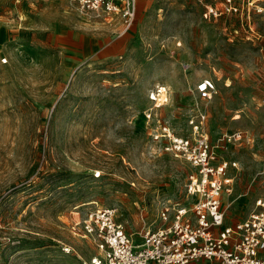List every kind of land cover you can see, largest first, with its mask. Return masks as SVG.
<instances>
[{
  "label": "rangeland",
  "instance_id": "rangeland-1",
  "mask_svg": "<svg viewBox=\"0 0 264 264\" xmlns=\"http://www.w3.org/2000/svg\"><path fill=\"white\" fill-rule=\"evenodd\" d=\"M203 78L216 88L199 102L210 139L248 136L223 153L239 164L223 197L235 221L264 197V10L206 19L195 0H138L123 33L68 0H1L0 264L89 263L96 248L71 226L97 206L136 236L161 225L191 167L154 152L143 111L164 85L157 114L186 132Z\"/></svg>",
  "mask_w": 264,
  "mask_h": 264
},
{
  "label": "built area",
  "instance_id": "built-area-1",
  "mask_svg": "<svg viewBox=\"0 0 264 264\" xmlns=\"http://www.w3.org/2000/svg\"><path fill=\"white\" fill-rule=\"evenodd\" d=\"M1 1V0H0ZM95 17L117 18L122 32L137 17L138 0H68ZM206 19L227 15L250 16L262 12L264 0H195ZM196 103L186 114L188 130L179 133L163 120L157 109L167 104L168 88L155 86L151 105L143 111L154 152L181 159L191 170L184 184L185 200L164 202L159 211L161 225L128 233L118 220L114 206H97L71 226V231L89 239L96 253L85 264H264V197H257L248 215L228 222L224 195L233 191L239 164L223 153L228 145L248 138L243 131L221 133L212 141L207 132V113L199 102L216 93L213 80L200 79L194 86ZM163 95V98L161 96ZM259 174L264 177V155ZM95 178L101 171L93 173ZM69 252V248H63Z\"/></svg>",
  "mask_w": 264,
  "mask_h": 264
},
{
  "label": "bare ground",
  "instance_id": "bare-ground-1",
  "mask_svg": "<svg viewBox=\"0 0 264 264\" xmlns=\"http://www.w3.org/2000/svg\"><path fill=\"white\" fill-rule=\"evenodd\" d=\"M161 98H163V95L161 96Z\"/></svg>",
  "mask_w": 264,
  "mask_h": 264
}]
</instances>
